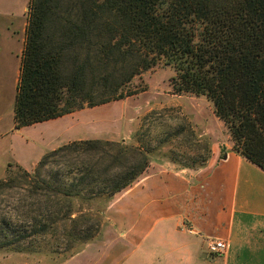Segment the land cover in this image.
Segmentation results:
<instances>
[{
	"label": "trees",
	"instance_id": "obj_1",
	"mask_svg": "<svg viewBox=\"0 0 264 264\" xmlns=\"http://www.w3.org/2000/svg\"><path fill=\"white\" fill-rule=\"evenodd\" d=\"M28 8L16 128L132 96L134 78L163 64L174 70V93L205 97L232 149L264 170V0H29ZM152 152L80 139L32 170L10 163L0 178V251L75 254L100 232L105 210L92 204L136 183Z\"/></svg>",
	"mask_w": 264,
	"mask_h": 264
},
{
	"label": "crops",
	"instance_id": "obj_2",
	"mask_svg": "<svg viewBox=\"0 0 264 264\" xmlns=\"http://www.w3.org/2000/svg\"><path fill=\"white\" fill-rule=\"evenodd\" d=\"M18 1L0 0V122L15 103L25 46V29L5 23ZM150 167L107 206L96 239L64 264H264V170L218 142L201 167ZM208 238L227 241L226 253L213 255Z\"/></svg>",
	"mask_w": 264,
	"mask_h": 264
},
{
	"label": "rangeland",
	"instance_id": "obj_3",
	"mask_svg": "<svg viewBox=\"0 0 264 264\" xmlns=\"http://www.w3.org/2000/svg\"><path fill=\"white\" fill-rule=\"evenodd\" d=\"M28 4V0H19L10 5L13 14L5 23L26 31ZM174 74L172 67L159 64L134 78L131 86L137 93L132 96L85 107L61 118L26 127L23 131L16 130L12 104L11 108L2 111L0 169L9 161L6 166L19 164L32 170L45 153L79 137L111 141L126 137L125 142L129 144L141 143L153 149L150 166L155 161L175 160L180 167L198 168L211 156L215 142L224 148L232 140L205 97L174 93L171 85ZM111 202L94 203L91 207L94 211L97 207L106 210ZM88 243L73 255L82 252ZM73 255L2 250L0 264H64Z\"/></svg>",
	"mask_w": 264,
	"mask_h": 264
},
{
	"label": "built area",
	"instance_id": "obj_4",
	"mask_svg": "<svg viewBox=\"0 0 264 264\" xmlns=\"http://www.w3.org/2000/svg\"><path fill=\"white\" fill-rule=\"evenodd\" d=\"M182 230L193 233V228L191 226L183 225ZM207 247L213 255L222 256L226 253L228 244L227 241L223 239L208 238Z\"/></svg>",
	"mask_w": 264,
	"mask_h": 264
}]
</instances>
